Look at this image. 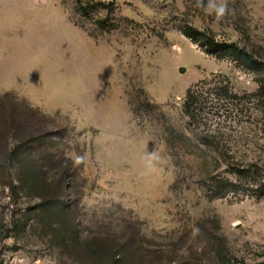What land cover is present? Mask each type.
<instances>
[{
	"label": "rangeland",
	"instance_id": "obj_1",
	"mask_svg": "<svg viewBox=\"0 0 264 264\" xmlns=\"http://www.w3.org/2000/svg\"><path fill=\"white\" fill-rule=\"evenodd\" d=\"M228 5L0 0V264H264V72L186 33L264 62Z\"/></svg>",
	"mask_w": 264,
	"mask_h": 264
},
{
	"label": "trees",
	"instance_id": "obj_2",
	"mask_svg": "<svg viewBox=\"0 0 264 264\" xmlns=\"http://www.w3.org/2000/svg\"><path fill=\"white\" fill-rule=\"evenodd\" d=\"M186 33L194 38L195 40H199L203 43V45L206 47V49L208 50V52L210 53H228L231 54L233 56H235L237 59L243 61L245 63V65L248 68L251 69H255L257 71H262L264 72V62L255 59L252 55H250L245 49H242L240 47H238L236 44H229V43H219L218 41H216L215 39L211 38L210 36H207L206 34L194 29V28H188L186 29ZM189 96V95H188ZM6 96H3L2 98H0V102L3 101V99ZM34 114H37V111H33ZM16 142H17V148H15L13 150L12 153H10L11 155L9 156L8 160L10 162V168H12L14 170V175H7L8 177H11V181L8 182V184L11 187H14V180L20 182L21 184L25 182L26 180V174L25 171L26 170V163L24 162V160H18L16 159V155L19 154V152L21 150H23V145L21 144L23 142V140L18 139V137L16 138ZM1 168V172L2 170L4 171L7 167L4 165H0ZM13 176H15V178H13ZM58 189L60 191H64L66 189V185L65 182H63V180L58 182ZM55 206L57 208L58 204L60 206V199L56 202H54ZM60 210V209H58Z\"/></svg>",
	"mask_w": 264,
	"mask_h": 264
},
{
	"label": "clouds",
	"instance_id": "obj_3",
	"mask_svg": "<svg viewBox=\"0 0 264 264\" xmlns=\"http://www.w3.org/2000/svg\"><path fill=\"white\" fill-rule=\"evenodd\" d=\"M197 6L202 7L217 21L222 20L229 13L228 0H197Z\"/></svg>",
	"mask_w": 264,
	"mask_h": 264
},
{
	"label": "water",
	"instance_id": "obj_4",
	"mask_svg": "<svg viewBox=\"0 0 264 264\" xmlns=\"http://www.w3.org/2000/svg\"><path fill=\"white\" fill-rule=\"evenodd\" d=\"M46 1L47 0H39V3L40 4H44V3H46ZM185 71V69L184 68H181V72H184Z\"/></svg>",
	"mask_w": 264,
	"mask_h": 264
}]
</instances>
